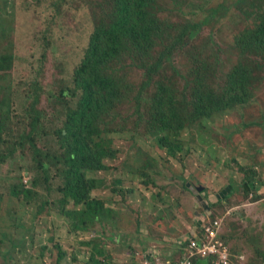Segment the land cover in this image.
I'll use <instances>...</instances> for the list:
<instances>
[{
	"label": "rangeland",
	"instance_id": "obj_1",
	"mask_svg": "<svg viewBox=\"0 0 264 264\" xmlns=\"http://www.w3.org/2000/svg\"><path fill=\"white\" fill-rule=\"evenodd\" d=\"M240 3L160 0L151 6L150 56L122 39L109 71L124 102L98 121L116 155L103 171H83L96 183L90 198L103 204L92 218L84 205L60 202V131L81 97L74 71L94 26L113 21L105 0H0V264H176L198 220L220 223L228 264H264V51L236 42L256 26L264 0ZM162 53L161 76L183 98L170 154L136 116L140 67ZM237 65L248 69L249 101L189 120V94L221 93ZM25 187L29 202L13 195Z\"/></svg>",
	"mask_w": 264,
	"mask_h": 264
},
{
	"label": "trees",
	"instance_id": "obj_2",
	"mask_svg": "<svg viewBox=\"0 0 264 264\" xmlns=\"http://www.w3.org/2000/svg\"><path fill=\"white\" fill-rule=\"evenodd\" d=\"M159 1L105 0L107 12L109 11L107 14L113 21L108 26L101 21L99 22L102 24H95L82 61L74 71V81L81 91V97L77 106L67 114L64 128L60 131V147L66 166L64 186L59 188L63 195L60 202L63 205L69 202L76 206L84 205L83 213L87 217L97 218L103 210V204L90 198L96 183L93 179H87L83 171H103L107 169L104 160L116 155L112 141L104 135L98 121L102 111L113 102H124L119 99V76H112L109 66L119 59L124 47L122 39L126 38L133 41V47L138 53L144 52L146 56H150L149 51L153 46L151 36L156 31L151 6L159 4ZM245 1L241 0V3L245 4ZM253 3L250 2L251 5ZM255 25L236 37L241 50L264 51V13L258 16ZM165 53L154 54L157 58L148 59L151 64L146 60L140 67L143 81L139 86L138 99L142 102L138 104L136 116L144 125L145 133L156 135L159 145L170 154L179 149V143L172 142L170 135L177 134L183 128L184 119L176 107L177 103H182L183 98L177 95L175 88L166 83L167 75L164 70L161 76L158 66L166 58ZM4 62H7V57H4L2 64ZM248 76V69L237 65L226 76V84L221 93L201 90L190 93L189 106L186 108L190 111L189 120L209 119L216 112L246 104L251 97L247 87ZM149 91L152 92L148 94ZM62 94L65 97L67 93ZM2 139L0 127V140ZM19 192L24 194L23 198L19 196ZM30 194L32 190L26 187L23 191L13 192L14 197L26 202H29ZM221 239L224 240L222 237ZM63 257L64 254L61 253L59 260ZM199 260H207L208 264H213V259Z\"/></svg>",
	"mask_w": 264,
	"mask_h": 264
},
{
	"label": "built area",
	"instance_id": "obj_3",
	"mask_svg": "<svg viewBox=\"0 0 264 264\" xmlns=\"http://www.w3.org/2000/svg\"><path fill=\"white\" fill-rule=\"evenodd\" d=\"M219 228L218 221L202 225L197 234L189 239L185 254L176 264H193L199 259H213V264H228L231 254L219 235Z\"/></svg>",
	"mask_w": 264,
	"mask_h": 264
},
{
	"label": "crops",
	"instance_id": "obj_4",
	"mask_svg": "<svg viewBox=\"0 0 264 264\" xmlns=\"http://www.w3.org/2000/svg\"><path fill=\"white\" fill-rule=\"evenodd\" d=\"M195 199H197V200H200L198 197H196ZM196 225H198L199 226V229H200V227L202 226L201 225V222L198 220L197 222H196ZM194 231H193V233H192V237H194L196 234H197V232L199 231H197V228H195V229H193ZM194 264H208V261L207 260H205V261H203V260H198V261H196Z\"/></svg>",
	"mask_w": 264,
	"mask_h": 264
}]
</instances>
